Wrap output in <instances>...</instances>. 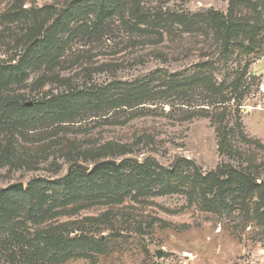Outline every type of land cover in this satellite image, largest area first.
<instances>
[{"label":"rangeland","instance_id":"1","mask_svg":"<svg viewBox=\"0 0 264 264\" xmlns=\"http://www.w3.org/2000/svg\"><path fill=\"white\" fill-rule=\"evenodd\" d=\"M235 1L243 3H236L242 15L255 17L246 1L258 6L256 13L264 18V1L258 0H152L148 8L227 15ZM75 2L0 0V65L15 64L35 37L48 35L59 48L53 65L30 67L21 84L9 81L0 88V222L6 220L11 229L0 236V264H264L260 230L244 228L245 223L236 229L232 226L240 217L230 226L228 219L188 204L182 177L168 180L176 187L170 194L159 184L115 193L104 189L132 179L150 183L155 173L142 177L129 166L94 171L99 162L119 165L126 158L138 160L140 170L150 161L171 170L182 159L206 174L222 163L236 164L235 148L263 158L264 149L244 144L237 130L264 146V28L252 45L229 47L230 56L223 58L211 39L180 33L176 26L171 33L144 39L118 22L90 31L86 17L80 22L71 16ZM193 75L210 78L192 83ZM160 77L167 86L184 84L164 88ZM113 81L134 83L132 88L144 95L141 102L100 115L80 112L48 128L35 122L23 127L3 115L6 105L26 107ZM148 81V89L140 87ZM222 134L231 147L223 152ZM73 163L88 167L91 175L74 177ZM68 175L73 188L69 185L65 196L62 189L53 196L40 182ZM15 184L23 190H9ZM80 187L101 191L90 196L73 191ZM27 205L39 210L30 217ZM41 237L67 247L65 257L48 252Z\"/></svg>","mask_w":264,"mask_h":264},{"label":"trees","instance_id":"2","mask_svg":"<svg viewBox=\"0 0 264 264\" xmlns=\"http://www.w3.org/2000/svg\"><path fill=\"white\" fill-rule=\"evenodd\" d=\"M151 1L77 0L74 14L71 16H76L80 22L84 21L86 17V24L93 26L89 29L94 32L103 31L110 24L118 22L128 34H134L136 39L149 38L155 35L161 36L163 33L168 34L176 26L180 29V33L194 34L211 39L216 44L218 57L223 58L230 56L227 52L229 47L235 45L239 47L245 42L252 45L254 36L264 28L262 13L260 11L256 13L258 6L246 1L244 2L245 6L248 7L252 15L255 14V17L242 15L236 9L243 4L240 1L230 4V11L227 15L215 11L194 14L162 13L154 10V8H148ZM236 3H239L240 6ZM89 15L93 18L89 19ZM58 52L59 48L54 42L49 40L48 35L41 40L35 37L29 44L24 56L20 57L15 64L0 65V88L9 81H12L11 84L13 82L21 84L25 80V71L30 67L38 65V68H40L42 65H53V56ZM245 52H248V50H245ZM32 55H35L34 60L31 58ZM208 78L210 76L193 75L192 83L196 79L206 81ZM158 80L163 82L162 86L164 88L174 89L184 84L183 81H179L175 86H167L166 81L161 77ZM149 84L150 81L141 82L140 87L148 89ZM132 87H135L134 83L113 81L97 90L92 88L79 91L72 90L26 107L19 105L17 108L11 109L15 105H6L3 115L9 116L8 118L11 121L18 122L23 127L35 122L36 124L42 123V128H48L49 126L68 122L67 120L72 115L75 116L80 112L93 111L101 114L103 111L126 108L134 103L137 105L141 102L140 99L144 95L141 94L137 86L136 88ZM150 90L152 88L146 92H150ZM63 107L65 108L59 110V108ZM237 134L244 144L259 146L264 149V146L258 141L246 139L240 129L237 130ZM225 136L226 134H222L219 139V148L222 152L231 149ZM231 153L233 154L232 158L237 162L236 164L222 163L206 174L200 173L193 163L182 159H177L171 170L158 166L155 161H150L140 170L139 162L134 163L129 159H123L119 165L114 167L107 165L97 166L94 167V171H116L118 169L117 166H129L137 170L138 175H142V177L152 172L155 173L154 175L157 179L150 183L132 179L116 182L113 184L114 187L112 189H110V186L104 189L115 193L124 192L128 189H135L138 192L151 190L155 188V184H159L160 186L162 185L161 190L163 192L170 194L175 192L176 187H173L168 180L182 177L181 186L188 204L195 206L201 212L228 219L226 224L230 226L233 224L232 222L240 217L241 221L232 227L237 229V226L242 227L245 223L244 228L247 225H252L264 235V157L259 159L253 153L239 148H235L234 151L231 150ZM185 170H189L190 173L183 175L182 173ZM72 172L75 174L74 177H79L80 179L88 178L91 175V173L86 174L87 172L79 168H73ZM71 177V175H68L52 182L46 180H41L40 182L46 185L53 196H59L57 191L60 189L64 191L61 195L65 196L69 190V185H72L73 188ZM78 185L79 183L75 186ZM9 190L11 189L9 188ZM73 191L90 196L96 192L100 193L101 188L87 189V187H80ZM27 208L26 214L30 217L39 210L36 205H27ZM9 224L6 220L0 222V236L10 232ZM41 238L43 247L48 252L52 251L55 255L65 257L69 250L67 247H63L61 244H52L50 242L51 238Z\"/></svg>","mask_w":264,"mask_h":264},{"label":"water","instance_id":"3","mask_svg":"<svg viewBox=\"0 0 264 264\" xmlns=\"http://www.w3.org/2000/svg\"><path fill=\"white\" fill-rule=\"evenodd\" d=\"M126 159H129V160L133 161L134 163L138 162V160H136V159H132V158H126ZM102 165H107V166H113L114 167V166L117 165V162L116 161L106 160V161H102V162H99V163L95 164L94 167L102 166ZM72 166L75 167V168H79V169L83 170L84 172L88 171V167H86V166H84L82 164H79V163H73ZM8 188L22 190L24 187H23L22 184H15V185H10Z\"/></svg>","mask_w":264,"mask_h":264},{"label":"built area","instance_id":"4","mask_svg":"<svg viewBox=\"0 0 264 264\" xmlns=\"http://www.w3.org/2000/svg\"><path fill=\"white\" fill-rule=\"evenodd\" d=\"M263 91H264V88H263Z\"/></svg>","mask_w":264,"mask_h":264}]
</instances>
